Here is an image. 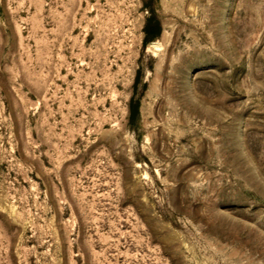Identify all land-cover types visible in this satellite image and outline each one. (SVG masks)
Instances as JSON below:
<instances>
[{
	"label": "rangeland",
	"instance_id": "rangeland-1",
	"mask_svg": "<svg viewBox=\"0 0 264 264\" xmlns=\"http://www.w3.org/2000/svg\"><path fill=\"white\" fill-rule=\"evenodd\" d=\"M0 264H264V0H0Z\"/></svg>",
	"mask_w": 264,
	"mask_h": 264
}]
</instances>
